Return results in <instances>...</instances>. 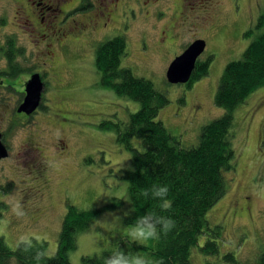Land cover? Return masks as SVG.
Masks as SVG:
<instances>
[{
	"label": "rangeland",
	"instance_id": "rangeland-1",
	"mask_svg": "<svg viewBox=\"0 0 264 264\" xmlns=\"http://www.w3.org/2000/svg\"><path fill=\"white\" fill-rule=\"evenodd\" d=\"M37 2L53 10H41ZM262 13L264 0H0V45L15 36L16 45L37 61L47 57V43L52 42L55 71L66 76L71 66L76 74L70 91L48 94L57 105L54 112L43 111L10 129L20 98L0 88V128L8 131L12 152L0 160V201L8 205L0 219V236L8 246L15 249L18 236L31 233L38 241L46 240L53 255L69 203L97 208L122 198L124 205L105 211L119 209L121 219L106 224L97 220L77 233L78 248L69 252L72 264H84V256L120 241L128 252L156 261L127 236L133 225L127 219L134 211L122 174L131 166V152L118 143L113 130L100 126L105 121L125 123L140 103L101 86L96 48L113 36H125L128 53L123 64L168 96L158 119L189 148L199 144L201 127L225 112L214 100L220 76L259 35L256 22ZM200 38L207 48L199 58L213 56L208 74L191 88L170 83L168 66ZM59 41L68 44V53ZM6 63L0 56V71ZM61 111L64 114L56 116ZM233 120L236 166L224 171L225 196L206 215L211 228L221 227L220 252L204 255L195 246L192 264H234L222 259L227 252H233L239 264H256L264 250V86L236 108ZM134 143L141 147L138 139ZM16 200L23 204V216L12 211ZM206 238V233L200 235V246Z\"/></svg>",
	"mask_w": 264,
	"mask_h": 264
},
{
	"label": "trees",
	"instance_id": "trees-1",
	"mask_svg": "<svg viewBox=\"0 0 264 264\" xmlns=\"http://www.w3.org/2000/svg\"><path fill=\"white\" fill-rule=\"evenodd\" d=\"M256 23L259 35L250 42L243 57L229 61L220 76L214 100L225 112L203 125L199 144L189 148L183 147L180 138L158 119L160 109L169 103L168 96L157 89L153 81L138 76L123 64L122 59L128 53L125 36H113L101 41L96 48L95 62L101 74V86L140 103V108L125 123L105 121L100 126L113 130L118 143L131 152V166L122 174V178L128 182V195L134 211L127 219L128 223L134 224L149 210L169 216L176 222L172 231L161 235L159 240H152L151 245L137 246L141 252L150 254L162 264H192L190 257L195 246L204 255H217L220 252L217 239L221 236V227L216 225L211 228L206 215L225 196L227 184L224 171H233L236 166L233 113L254 91L264 86V13L259 15ZM251 32L249 29L246 34ZM0 56L9 61L10 70L21 68L14 64L17 58L27 57L24 48L16 45L15 36L0 47ZM212 60L211 55L205 60L199 58L190 81L182 85L191 88L207 75ZM134 139L139 140L141 147L136 146ZM153 184L168 185L170 209L162 210L159 200L140 194ZM125 202L118 198L115 203L86 209L69 203L59 233V246L53 255L48 254L46 240L34 239L33 251L24 253L10 248L5 238L0 236V264H37L34 259L36 249L47 252L40 264H72L69 252L78 248L77 233L87 231L106 210L117 209ZM7 207L1 200L0 219ZM205 233L207 240L200 246L199 237ZM118 249L128 252L120 241L114 247L103 248L99 254L84 256V264H103L104 259ZM222 259L239 264L233 252H227ZM256 264H264V250Z\"/></svg>",
	"mask_w": 264,
	"mask_h": 264
},
{
	"label": "flooded vegetation",
	"instance_id": "flooded-vegetation-1",
	"mask_svg": "<svg viewBox=\"0 0 264 264\" xmlns=\"http://www.w3.org/2000/svg\"><path fill=\"white\" fill-rule=\"evenodd\" d=\"M34 3L35 1L31 2L30 3L31 6L34 5ZM42 4H43L42 2L36 3L37 7L41 10H47V11L53 10L51 5L45 4V6L42 7ZM23 8H25L24 4H23ZM40 22L44 23V19H41ZM7 36H9V34ZM6 42H8V40ZM58 43L62 45L63 50H65L64 52L68 53L69 51L67 49L68 44L63 43L61 41H59ZM52 44H53L52 42L47 43L48 50L46 53V56H47L46 58L42 57L40 60H37V61L35 60L32 61V59L29 57L17 58L14 61V64L21 66V68L17 69L16 67V70H10L9 61L6 59L7 63L5 64V69L0 71V88H9L10 93L20 98V102L18 106L24 101L25 96H26L27 82L33 77L34 74L39 73V75L42 78L43 86H44V90L42 92V100H41V103L38 109L34 111L32 114L27 115L24 112H18V106H17L16 112L12 114V117H11L12 123L9 125L8 129L12 128L14 125H17L19 122H21L23 126L26 125L27 122H29V120H31L37 114L43 111L44 112L48 111L49 113L54 112L57 105H55L52 102L53 97L48 96V94L49 93L52 94L53 91L67 92L72 89V86H73L72 84L74 83L76 74L71 66L69 67V71H68L70 78L68 77L67 73H66L67 75L65 76L63 74L61 75L60 71H55L54 65L56 66L55 63L57 62V57H56L55 52L52 50V46L54 45ZM0 47H3V46L0 45ZM69 57L70 56H67V58ZM68 61H70V58ZM42 108H46V109L42 110ZM72 111L73 110L71 111L69 110L70 114L72 113ZM57 113L58 114L56 116L64 114V111L57 112ZM65 115L68 116L69 114H65ZM0 132L2 133V141L6 145L8 152H9V155L7 157L0 158V160L9 159V157H11L12 152H11V145L7 141L8 131L0 128Z\"/></svg>",
	"mask_w": 264,
	"mask_h": 264
},
{
	"label": "clouds",
	"instance_id": "clouds-1",
	"mask_svg": "<svg viewBox=\"0 0 264 264\" xmlns=\"http://www.w3.org/2000/svg\"><path fill=\"white\" fill-rule=\"evenodd\" d=\"M143 197L159 200L160 208L162 210H168L171 208V201L168 199L169 187L164 184H153L151 188L143 189L140 193ZM12 211L17 216H23V204L20 200H16L12 206ZM121 210L116 212H105L98 222L100 224L113 223L121 219V215L118 214ZM123 215H127L124 212ZM111 218V220H109ZM176 227V222L169 216L160 215L155 210H149L145 212L143 216H140L135 223L129 228L127 236L133 242L143 244L150 240H159L161 235H167ZM34 237L31 233H24L18 236L16 241V248L24 253L32 252L34 249ZM47 256V252L43 249H36L34 259L37 264ZM103 264H162L161 261H154L150 257L142 255L140 252H125L122 249H118L111 253L104 259Z\"/></svg>",
	"mask_w": 264,
	"mask_h": 264
},
{
	"label": "water",
	"instance_id": "water-1",
	"mask_svg": "<svg viewBox=\"0 0 264 264\" xmlns=\"http://www.w3.org/2000/svg\"><path fill=\"white\" fill-rule=\"evenodd\" d=\"M207 42L205 39H197L186 47V50L177 55L175 60L167 68L166 77L172 84H187L193 72L196 70V64L201 54L206 50ZM44 90L41 76L34 74L27 82L26 96L24 101L18 106V112H24L27 115L36 111L42 100V92ZM9 155L8 149L2 141V133L0 132V158Z\"/></svg>",
	"mask_w": 264,
	"mask_h": 264
}]
</instances>
